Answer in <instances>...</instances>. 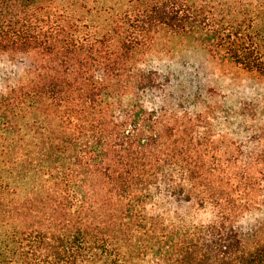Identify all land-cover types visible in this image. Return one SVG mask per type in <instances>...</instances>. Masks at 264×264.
<instances>
[{
	"label": "trees",
	"instance_id": "obj_1",
	"mask_svg": "<svg viewBox=\"0 0 264 264\" xmlns=\"http://www.w3.org/2000/svg\"><path fill=\"white\" fill-rule=\"evenodd\" d=\"M177 48L264 77V0H0V264H264V130L184 108Z\"/></svg>",
	"mask_w": 264,
	"mask_h": 264
},
{
	"label": "rangeland",
	"instance_id": "obj_2",
	"mask_svg": "<svg viewBox=\"0 0 264 264\" xmlns=\"http://www.w3.org/2000/svg\"><path fill=\"white\" fill-rule=\"evenodd\" d=\"M1 58L0 69H11ZM168 60L178 77L174 91L182 95L184 108L206 109L207 122L226 130L227 138L248 142L264 130V77L192 48H177Z\"/></svg>",
	"mask_w": 264,
	"mask_h": 264
}]
</instances>
